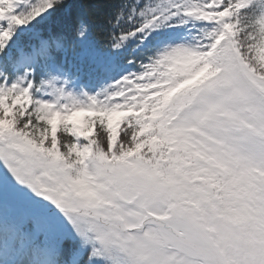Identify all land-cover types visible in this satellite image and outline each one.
<instances>
[{
	"label": "snow or ice",
	"instance_id": "snow-or-ice-1",
	"mask_svg": "<svg viewBox=\"0 0 264 264\" xmlns=\"http://www.w3.org/2000/svg\"><path fill=\"white\" fill-rule=\"evenodd\" d=\"M0 264H264V0H0Z\"/></svg>",
	"mask_w": 264,
	"mask_h": 264
},
{
	"label": "trees",
	"instance_id": "trees-1",
	"mask_svg": "<svg viewBox=\"0 0 264 264\" xmlns=\"http://www.w3.org/2000/svg\"><path fill=\"white\" fill-rule=\"evenodd\" d=\"M73 11H76V9L74 8Z\"/></svg>",
	"mask_w": 264,
	"mask_h": 264
}]
</instances>
